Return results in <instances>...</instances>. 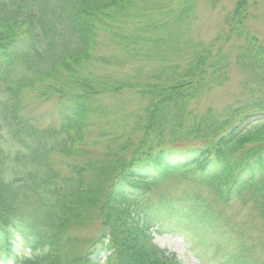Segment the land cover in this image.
I'll list each match as a JSON object with an SVG mask.
<instances>
[{
	"label": "trees",
	"instance_id": "16d2710c",
	"mask_svg": "<svg viewBox=\"0 0 264 264\" xmlns=\"http://www.w3.org/2000/svg\"><path fill=\"white\" fill-rule=\"evenodd\" d=\"M249 1L206 44L188 29L195 0H0V264H20L28 241L47 248L29 264H181L153 243L150 212L215 254L232 234L230 206L264 230V47L245 26ZM99 30L110 57L92 54ZM232 37L249 100L198 114L190 104L228 82ZM122 65L135 76L107 73ZM123 93L132 111L100 101ZM190 140L199 145L166 147ZM173 175L209 195L157 194ZM90 228L96 237L82 235Z\"/></svg>",
	"mask_w": 264,
	"mask_h": 264
},
{
	"label": "rangeland",
	"instance_id": "374dc122",
	"mask_svg": "<svg viewBox=\"0 0 264 264\" xmlns=\"http://www.w3.org/2000/svg\"><path fill=\"white\" fill-rule=\"evenodd\" d=\"M237 1L219 0L217 4H212L209 0H195V8L189 13L195 19L190 24L191 26H188V29L191 30L192 39L207 44L218 36L222 38L227 32L226 27H224V19L233 10ZM249 4L248 15H250V18L245 23V26L264 47V0H250ZM107 40V35L99 30L95 39L99 47L92 53L97 59L101 55L110 57V53L114 51V46ZM238 45H240V41L232 37L226 46L227 55L230 59L228 82L210 90L209 93L200 97L199 100L191 103V108L196 113L200 114L208 109L214 112H221L232 106H241L249 100L250 96H248V91L244 87L245 77L235 64L234 57ZM93 64L99 67L102 66L101 61L98 60H93ZM134 71V67L130 65H122L119 68H110L109 66L107 69L109 75H114L116 78L123 77L125 78L124 80L133 78L135 76ZM248 89L250 88L248 87ZM125 93L121 96H112V98L102 95L100 101L108 109L112 105L122 108L124 104L129 111H132L134 107L130 101L133 96L131 93ZM33 99L34 95L29 93L25 95L24 101L32 103ZM48 107L51 109L52 105L43 106L38 111L46 113ZM97 133L98 130L92 128L91 134L96 136ZM196 145H199V143L190 140V142L179 141L166 147L179 148ZM155 192L165 196L170 195L169 201H178L177 203L182 202L184 199L187 200V195L195 192L201 196L209 195V192L204 189H198L180 181L177 175H173L170 179L160 183ZM225 212L232 228V234H230V239L227 242L226 238L216 239V245L220 248L217 254L214 253V248L209 247V245L200 244L193 246L188 238L176 231L174 220L169 218L170 214L167 215L164 212H160L159 216L150 212L153 243L160 249H165L170 254H174L181 264H225L227 261L226 254L232 251L239 258H244L248 261L253 260L256 264H264V230L254 211L250 210L249 207L245 208V206L237 204L236 206L228 207ZM82 235L87 238L96 237L95 228L85 230ZM85 248H82L84 253Z\"/></svg>",
	"mask_w": 264,
	"mask_h": 264
},
{
	"label": "clouds",
	"instance_id": "9594fccd",
	"mask_svg": "<svg viewBox=\"0 0 264 264\" xmlns=\"http://www.w3.org/2000/svg\"><path fill=\"white\" fill-rule=\"evenodd\" d=\"M45 252H47V248L36 249L33 244L28 241L24 244L21 252L19 253L20 264H29L35 256L43 255Z\"/></svg>",
	"mask_w": 264,
	"mask_h": 264
}]
</instances>
